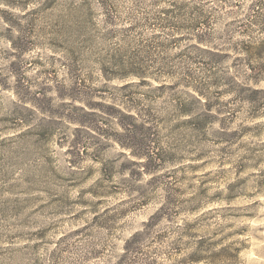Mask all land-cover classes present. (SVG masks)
Here are the masks:
<instances>
[{"label": "rangeland", "instance_id": "rangeland-1", "mask_svg": "<svg viewBox=\"0 0 264 264\" xmlns=\"http://www.w3.org/2000/svg\"><path fill=\"white\" fill-rule=\"evenodd\" d=\"M157 1L110 0V8L125 18L158 10L164 2ZM250 1L210 2L214 47L226 51L229 23L245 16ZM99 4L0 0V264H121L138 232L143 256L183 264L192 248H171V241L222 228L243 231L236 237L246 242L244 264H264V80L248 78L231 52L214 63L223 82L206 77L202 92L133 88L157 111L138 129L160 153L148 171L118 141L126 139L120 121L105 114L129 92L106 80L97 64L120 56ZM159 50L196 48L182 40ZM78 62L91 71L84 74L96 88L90 93L75 85ZM163 79L170 85L181 77ZM183 105L211 112L208 126L188 121ZM79 141H87V151ZM141 188L152 190L148 200L136 199ZM164 197L172 203L162 212Z\"/></svg>", "mask_w": 264, "mask_h": 264}, {"label": "trees", "instance_id": "trees-1", "mask_svg": "<svg viewBox=\"0 0 264 264\" xmlns=\"http://www.w3.org/2000/svg\"><path fill=\"white\" fill-rule=\"evenodd\" d=\"M160 1L166 6L159 4L158 10H146L143 14L136 13L122 18L110 8V0H99L100 10H103L101 14H104L102 21L106 24L104 29L106 34H109V39L116 45V51L120 52V56L117 55L115 60L109 59L111 56L101 57L102 60L97 61V64L106 80L118 81L119 84L115 87L129 92L124 93L119 101L111 102L109 108L112 112L106 111L105 114L114 116L120 121L121 126L126 130L124 134L126 139L124 141L118 139V141L130 151L132 156L143 160L141 164L148 171L153 170L152 166H156L160 153L155 152L150 140L146 141L145 138L139 137L138 129L155 120L157 111L151 103H146L149 98L138 97L133 88L142 85H148L153 89L183 86L187 90L202 92L209 83L206 77H209L212 80L211 84L214 85L223 82L225 77L219 75L214 63L225 54L231 55V52L239 61L237 67L245 70L248 78L256 82L264 80V0H251L245 16L229 23L232 29L228 30L230 33L227 37L224 36L227 40L226 51H221L213 45L216 33L214 20L217 18L216 9L210 4L213 0H158L157 2ZM153 6L156 8L158 5L155 2ZM92 23L96 26L98 24ZM182 40H187L196 50H181L176 55H170L166 50H159L172 47L174 43ZM130 47H135L132 54ZM75 65L76 87L87 93L96 89L88 84V78L84 76L91 74V71L84 73L85 69L79 62ZM197 66L203 74L196 72L194 67ZM166 77H181V80L168 85L163 79ZM153 80L158 84L155 85ZM228 80L231 83L234 81L230 78ZM179 112L186 116L188 121L200 123L202 127H207L213 116L208 110L188 107V105H183ZM77 146L79 148L82 146V150L87 151L90 145L87 141H79ZM101 180L103 181V178ZM134 190L138 191L136 199L144 201L148 200V195L152 192L143 188ZM171 203L167 197H164L160 211L169 210ZM116 218L117 215L107 220L110 222ZM141 233H135L127 242L121 264H157L156 260H149L148 256H143L145 237L144 233ZM243 234L241 229L222 228L215 230L209 236L201 235L198 238L191 230L180 233L171 241L170 246L174 248L176 245H185L192 248L191 252L182 259L183 264H244L240 256L246 247V242L236 237ZM188 238L193 241H186ZM158 239L163 240L162 242L165 240L163 235Z\"/></svg>", "mask_w": 264, "mask_h": 264}]
</instances>
